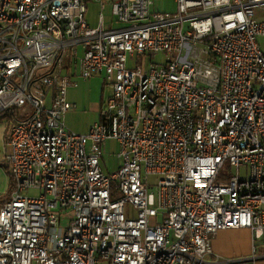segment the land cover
<instances>
[{"label":"built area","instance_id":"2783aa9c","mask_svg":"<svg viewBox=\"0 0 264 264\" xmlns=\"http://www.w3.org/2000/svg\"><path fill=\"white\" fill-rule=\"evenodd\" d=\"M89 1L0 0V113L27 107L5 133L14 188L0 204V264H254L264 0H175V12L95 0L116 28L102 13L91 26ZM97 74L110 95L88 132H73L67 91ZM109 139L111 175L100 163ZM231 229L251 232L249 256L214 253L212 237Z\"/></svg>","mask_w":264,"mask_h":264},{"label":"rangeland","instance_id":"374dc122","mask_svg":"<svg viewBox=\"0 0 264 264\" xmlns=\"http://www.w3.org/2000/svg\"><path fill=\"white\" fill-rule=\"evenodd\" d=\"M177 9L175 0H155L150 7L151 11L158 12H175ZM102 13L105 19V25L112 19L111 6L106 5L104 10H101L99 4L95 0H90L87 5L86 18L91 26L98 25L99 14ZM117 23V22H116ZM114 22L113 27H117ZM121 24L118 23V27ZM152 61L161 63L165 61V54L163 52L156 53L152 57ZM150 60L147 57V63ZM76 86H72L67 91V100L74 103L76 107L68 111L64 116V123L67 128L79 134H86L91 125L99 119V112L102 105L110 95V88L105 82L104 74L93 75L88 79L75 77ZM17 112L26 114L27 107L18 108ZM10 123L7 121L5 115L0 113V198L4 196L9 190L11 177L9 171L1 163L5 150V133ZM8 151H9V147ZM119 152V144L114 139L106 141L105 146L102 147L101 166L107 175H111L118 170L119 159L117 153ZM29 196H37V190L31 189L26 192ZM72 213L69 211L61 215L60 226L67 227Z\"/></svg>","mask_w":264,"mask_h":264},{"label":"crops","instance_id":"0c3cea01","mask_svg":"<svg viewBox=\"0 0 264 264\" xmlns=\"http://www.w3.org/2000/svg\"><path fill=\"white\" fill-rule=\"evenodd\" d=\"M112 25L108 23L105 27ZM211 247L214 253L225 258L249 256L252 252L251 232L248 229L220 230L212 237ZM257 254L254 264H264V255H261L264 245L258 248Z\"/></svg>","mask_w":264,"mask_h":264},{"label":"trees","instance_id":"16d2710c","mask_svg":"<svg viewBox=\"0 0 264 264\" xmlns=\"http://www.w3.org/2000/svg\"><path fill=\"white\" fill-rule=\"evenodd\" d=\"M1 114L6 116L7 121L10 124L13 123L16 119H19V117L17 116L18 113H17V109L16 108H10L7 111L2 112ZM13 188H14V185H13V182H12V179H11L10 184H9V190L4 196H2L0 198V204L2 202L6 201L7 199H9L10 194L13 191Z\"/></svg>","mask_w":264,"mask_h":264}]
</instances>
